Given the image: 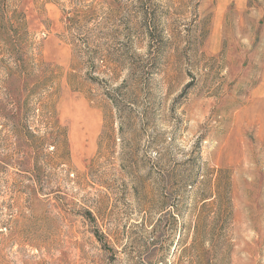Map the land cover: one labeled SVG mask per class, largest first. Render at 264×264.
<instances>
[{
    "label": "rangeland",
    "instance_id": "374dc122",
    "mask_svg": "<svg viewBox=\"0 0 264 264\" xmlns=\"http://www.w3.org/2000/svg\"><path fill=\"white\" fill-rule=\"evenodd\" d=\"M0 264H264V0H0Z\"/></svg>",
    "mask_w": 264,
    "mask_h": 264
}]
</instances>
